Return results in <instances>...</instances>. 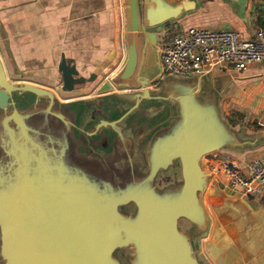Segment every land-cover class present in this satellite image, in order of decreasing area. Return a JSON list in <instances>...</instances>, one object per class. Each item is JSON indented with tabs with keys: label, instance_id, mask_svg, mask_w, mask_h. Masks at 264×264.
<instances>
[{
	"label": "crops",
	"instance_id": "crops-1",
	"mask_svg": "<svg viewBox=\"0 0 264 264\" xmlns=\"http://www.w3.org/2000/svg\"><path fill=\"white\" fill-rule=\"evenodd\" d=\"M140 9L146 22L158 15L153 0H140ZM126 25L125 0H0V57L13 84L51 90L64 103L92 100L97 95L93 88L119 73L126 61ZM171 27L231 29L251 40L258 31L264 32V0H184L168 29ZM167 31L158 34V48L168 41H161ZM62 58L83 77L97 75V81L63 91ZM230 68L174 77L194 79L198 84L194 93L201 101L213 94L230 139L233 143L234 135L240 139L236 146L225 145L211 156L229 158L239 165L264 161V64L241 72ZM115 91L132 92L127 88ZM226 102L230 111L224 113L221 104ZM154 112L149 116L153 122L161 118L160 109ZM232 112L244 115V122L233 126L229 122ZM150 123L143 120L137 127L145 133ZM211 178L203 196L208 228L200 242L202 254L209 264H264V187L258 196L244 197L223 176Z\"/></svg>",
	"mask_w": 264,
	"mask_h": 264
},
{
	"label": "water",
	"instance_id": "water-1",
	"mask_svg": "<svg viewBox=\"0 0 264 264\" xmlns=\"http://www.w3.org/2000/svg\"><path fill=\"white\" fill-rule=\"evenodd\" d=\"M153 1L157 4L158 15L154 17L153 14L146 22L140 9V0H125L126 61L119 73L97 89L93 88L97 94L95 99L85 100L83 103L86 107L91 108L98 98H102L97 96H104L110 99L109 103L117 102L124 108H128L122 119L112 122L118 136L120 134L118 126L123 123L126 133L124 147L122 148L121 145L115 147L114 159H117L119 154L127 156L128 163L135 168L138 162V152L135 147L146 150V152H149L147 148L150 147V177L148 180L153 179L160 170L165 171L178 161L182 166L185 184L188 186L190 181L196 180V177L188 179L185 176V170H188L189 166L197 167V163L195 160L186 158L185 148L183 150H179V147L175 149L174 144L170 143L168 139L172 137L182 121L184 123L190 121V118L184 119L181 113L182 105L187 106L194 99L201 102L202 106L206 102L201 101L199 95L194 93L195 86H198L194 79L180 80L172 75L162 78L158 34L175 23L184 0ZM59 70L62 75L63 91H72L76 87H81V89L89 87L98 78L97 75L89 78L83 77L78 70L70 69L64 58H62ZM154 82H160L158 93L160 98L170 104H172L171 101H174L178 104L179 112L176 116H170L161 123L154 124L152 130L148 128L143 133L137 127L140 119L151 121L150 124L157 122H153L149 116L142 113L147 110L146 105L152 100L150 97L152 92L148 90V87ZM199 86L204 91L202 81ZM126 88L132 92L116 93L115 91V89ZM25 95L33 97L28 107L22 110H7L8 105L13 104L15 98ZM209 98L210 96H208ZM77 102L82 101L64 103L55 92L36 85L13 84L7 77L6 68L0 57V108L3 109V112L0 113V165L15 166L21 160L23 150L28 144L24 140H30L33 126H36L37 131L35 130V132L38 138L37 141L32 140L31 144L36 147L37 152H42L45 141L46 145H51L52 142L60 143L63 150L70 151L72 142L75 140L78 117V112L73 109V104ZM214 109L216 111L217 107L214 106ZM215 111L212 116L220 130V135L218 141L211 144L209 150L205 152L206 154H213L225 145L236 146L237 142H240V139L234 135L236 143H233V138L230 139V131L221 120L218 110ZM159 116L162 118L166 115L160 113ZM172 120L173 123H171ZM45 126L46 133L54 134L48 140L47 137L45 140V137L41 136ZM37 127L42 128L38 131ZM63 156L65 157V155ZM77 171L76 168L71 170L72 175L79 176ZM199 174L201 175L197 176V180L201 178V187L199 189H195V185L189 187L196 199L203 197L211 179L209 173L204 174L200 171ZM80 175H84L91 185L95 183L97 187L106 191L112 189L111 192H121L118 191L119 187L110 185L109 182L98 179L89 173L82 172ZM149 181L147 182L149 183ZM7 191L11 194L12 190L0 187V258L2 264H115L112 250L109 249L105 254H102L103 252L99 254V248L95 246L87 256L83 255L85 243H74L69 238V231L71 232L79 226L77 219H73L66 225L64 219L47 218L46 206L35 199L30 200L27 207L23 203L17 206L11 205L6 200L9 197ZM233 193L235 194V191ZM39 199L42 200L41 197ZM184 200L185 194L182 201L176 206L169 224L168 245L170 249L168 252H157L156 257L151 256L148 251L149 234L143 232L141 235H131L125 230L121 231L125 237L122 236V239L114 243L112 248L117 250L133 246L136 257L130 259L132 264H209L200 249V242L207 235L208 218L202 207L200 210L198 209L199 213L197 214L180 213L179 208ZM132 202L138 207L136 200L133 199ZM116 208L119 209L118 206ZM126 213L132 214L128 211ZM119 215L117 212L115 218L120 220L118 227L122 228L125 219ZM181 219L190 222L192 228L189 231L179 228L178 224ZM145 235L146 238H144ZM74 255L76 256L74 257Z\"/></svg>",
	"mask_w": 264,
	"mask_h": 264
},
{
	"label": "flooded vegetation",
	"instance_id": "flooded-vegetation-1",
	"mask_svg": "<svg viewBox=\"0 0 264 264\" xmlns=\"http://www.w3.org/2000/svg\"><path fill=\"white\" fill-rule=\"evenodd\" d=\"M150 86L153 88L150 93L152 100L146 105L148 108L142 112L143 115L150 116L159 109L166 115L149 126L152 130L154 124L161 123L170 116H176L179 107L174 101L170 104L165 99H161L155 92L160 88V82H154ZM97 97L102 98H98L91 108L86 107L83 102L73 104L78 117L75 140L70 151L63 150L60 143L52 142L51 145H46L45 141L42 152H37L36 147L31 144L32 140L37 141L38 138L35 132L36 126H33L30 140H24L28 144L23 150L21 160L15 166L0 165V187L12 190L11 194L7 191L9 197L6 199L11 205L17 206L23 203L27 207L30 200L35 199L46 206L47 218L64 219L66 225L77 219L79 226L71 231L73 238L69 231V238L74 243H85L84 256L96 246L99 248V254L112 250L115 264H124V261L125 264L128 263L123 255L128 254L135 258L133 246L117 250L112 248L122 236L125 237L122 230L131 235L148 233L150 236L148 251L151 256L156 257L157 252L166 253L170 249L169 224L183 195L185 194V200L180 205V213L197 214L198 209L203 208V197L196 199L189 187L194 185L195 189L201 187V178L197 180V176L201 175L200 171L208 174L207 167L211 161L209 159L211 154L205 152L219 139L220 130L212 116L215 111L214 106L217 107L215 97L211 94L204 106L195 99L187 106L182 105L181 113L184 119L190 118V121L185 123L182 121L168 139L174 144L175 149L185 148L186 158L197 163V167L189 166L188 170H185L188 179L196 177V180L190 181L188 186L185 184L182 166L178 161L167 170H160L153 179L148 180L150 147L147 148L149 152L135 147L138 152L135 168L128 163L127 156L119 154L118 158L114 159L115 147L118 145L124 147L126 133L124 123L121 126L117 125L120 132L118 136L112 122L122 119L128 108L117 102L109 103L110 99L107 97ZM32 100L33 97L28 95L15 98L13 104L8 105L7 110L25 109ZM2 112L3 109L0 108V113ZM139 121L140 124L143 119ZM37 128L39 131L42 127ZM42 131L41 136L45 137V140L46 137L48 140L54 136L53 133H46V126ZM75 168L78 169L79 176L72 175L71 170ZM82 172L119 187L118 191L121 192H111L112 189L106 191L97 187L95 183L91 185L84 175H80ZM133 199L137 201L138 207L132 202ZM128 209L132 214L126 213ZM117 212L125 219L122 228L118 227L120 220L115 218ZM178 226L184 231L192 228L186 219L179 220Z\"/></svg>",
	"mask_w": 264,
	"mask_h": 264
},
{
	"label": "built area",
	"instance_id": "built-area-1",
	"mask_svg": "<svg viewBox=\"0 0 264 264\" xmlns=\"http://www.w3.org/2000/svg\"><path fill=\"white\" fill-rule=\"evenodd\" d=\"M126 52V48L123 47ZM163 76H202L212 68L228 65L246 71L252 65L264 64V32L244 39L231 29L189 27L168 38L160 48ZM213 158L208 168L211 177L223 176L240 196L262 194L264 161L252 160L241 166L226 159Z\"/></svg>",
	"mask_w": 264,
	"mask_h": 264
},
{
	"label": "rangeland",
	"instance_id": "rangeland-1",
	"mask_svg": "<svg viewBox=\"0 0 264 264\" xmlns=\"http://www.w3.org/2000/svg\"><path fill=\"white\" fill-rule=\"evenodd\" d=\"M178 29H176V28H174L173 29V27H171L170 29H168V27L166 28V30H168L167 32V34L165 35V37L161 40L162 42L164 41V40H168V38H170L171 36H173V35H175V34H177V32L179 31V27H177ZM174 32V33H173ZM168 37V38H167ZM161 42V43H162ZM160 47L162 48L163 47V44L162 45H160ZM215 70H217V69H221V70H226V69H231L228 65H221L220 66V68L219 67H217V68H214ZM85 100V99H84ZM80 101H83V100H80ZM221 106H222V111L224 112V113H227V112H229L230 110H229V107H228V105H227V102L224 104V103H222L221 104ZM211 161H210V164L212 163V160H213V158L212 157H210L209 158ZM241 165H243V164H241ZM207 171H208V167H207ZM177 173H178V175L180 174L179 173V170H177ZM168 175V174H167ZM212 179V178H211ZM128 212H131L129 209L127 210ZM123 256H125V259L128 261V263H126V264H132L131 263V261H130V259H132V257L130 256V255H128V254H124ZM122 261V260H121ZM0 264H2V260H1V258H0ZM124 264H125V261H124Z\"/></svg>",
	"mask_w": 264,
	"mask_h": 264
},
{
	"label": "trees",
	"instance_id": "trees-1",
	"mask_svg": "<svg viewBox=\"0 0 264 264\" xmlns=\"http://www.w3.org/2000/svg\"><path fill=\"white\" fill-rule=\"evenodd\" d=\"M245 119V116L240 114V113H236V112H232L229 118V122L233 125L236 126V124L238 123H243Z\"/></svg>",
	"mask_w": 264,
	"mask_h": 264
},
{
	"label": "bare ground",
	"instance_id": "bare-ground-1",
	"mask_svg": "<svg viewBox=\"0 0 264 264\" xmlns=\"http://www.w3.org/2000/svg\"><path fill=\"white\" fill-rule=\"evenodd\" d=\"M62 99V98H61ZM84 99H86V98H83V99H77V100H75V101H80V100H84ZM62 101H64V102H66V100H64V99H62ZM208 188V187H207Z\"/></svg>",
	"mask_w": 264,
	"mask_h": 264
}]
</instances>
